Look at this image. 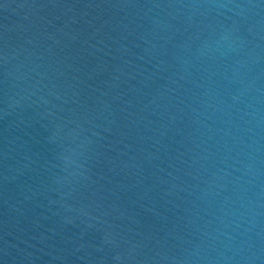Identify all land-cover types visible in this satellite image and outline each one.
<instances>
[{"label": "water", "instance_id": "1", "mask_svg": "<svg viewBox=\"0 0 264 264\" xmlns=\"http://www.w3.org/2000/svg\"><path fill=\"white\" fill-rule=\"evenodd\" d=\"M0 264H264V0H0Z\"/></svg>", "mask_w": 264, "mask_h": 264}]
</instances>
